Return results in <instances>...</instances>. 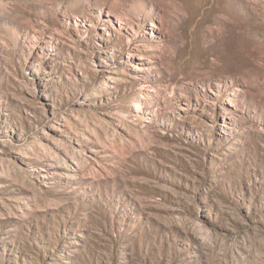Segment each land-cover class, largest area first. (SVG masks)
<instances>
[{
    "label": "rangeland",
    "instance_id": "1",
    "mask_svg": "<svg viewBox=\"0 0 264 264\" xmlns=\"http://www.w3.org/2000/svg\"><path fill=\"white\" fill-rule=\"evenodd\" d=\"M0 264H264V0H0Z\"/></svg>",
    "mask_w": 264,
    "mask_h": 264
},
{
    "label": "bare ground",
    "instance_id": "2",
    "mask_svg": "<svg viewBox=\"0 0 264 264\" xmlns=\"http://www.w3.org/2000/svg\"><path fill=\"white\" fill-rule=\"evenodd\" d=\"M263 14V13H262ZM242 21V20H241ZM241 21H239V23H243V21L241 22ZM243 28V27H242ZM249 29V28H248ZM235 43L237 42V40H235L234 41ZM254 44V43H253ZM249 47V46H248ZM255 47V46H254ZM241 48V47H240ZM231 49V48H230ZM242 50V49H241ZM259 50V49H258ZM241 52V51H240ZM251 52V51H250ZM258 52V51H257ZM260 84H261V82H260Z\"/></svg>",
    "mask_w": 264,
    "mask_h": 264
}]
</instances>
